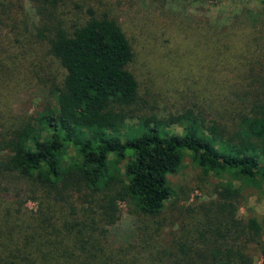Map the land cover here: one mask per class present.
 <instances>
[{
    "label": "trees",
    "instance_id": "16d2710c",
    "mask_svg": "<svg viewBox=\"0 0 264 264\" xmlns=\"http://www.w3.org/2000/svg\"><path fill=\"white\" fill-rule=\"evenodd\" d=\"M28 1L38 5V33L25 27L0 37V97L15 82L35 76L30 68L46 63L35 56L43 48L64 76L54 106L35 119L20 120L0 99V127L7 130L0 139L5 154L0 158V264H254L234 246L241 223L233 183L220 193L230 232L195 230L212 248L195 251L196 238L161 243L158 221L175 196L168 177L180 170L187 153L206 172L264 180V78L248 39L217 29L205 33L217 37L213 62L226 53L236 62L226 73L210 65L208 74L221 76L223 89L236 99L232 126L218 118L228 116L225 105H213L217 117L204 110L147 117L136 114L140 82L130 68L136 54L115 18L84 5L67 18L59 0ZM131 119L138 120V128L128 129ZM173 126L183 133L170 132ZM9 176L32 182L37 211L1 184ZM120 200L149 222L137 228L135 242L116 245L109 241L108 227L120 220ZM243 227L252 232L249 237L261 232L254 219ZM222 244L228 247L223 250Z\"/></svg>",
    "mask_w": 264,
    "mask_h": 264
},
{
    "label": "rangeland",
    "instance_id": "374dc122",
    "mask_svg": "<svg viewBox=\"0 0 264 264\" xmlns=\"http://www.w3.org/2000/svg\"><path fill=\"white\" fill-rule=\"evenodd\" d=\"M59 4L67 18L81 12L79 5L92 6L106 11L122 25L136 54L130 66L140 82L141 99L136 114L166 118L188 110H204L217 117L218 106L215 110L213 105H225L228 116L218 118L232 126V103L236 99L227 94V88L223 89L226 83L221 76L215 74L214 78H209L208 74L210 65H217L218 70L226 73L236 62L230 59V53L213 62L217 37L206 35L207 31L217 29L224 34L239 33L245 40L247 38L251 53L257 59V71L261 70L259 74L264 78V0H59ZM37 9L38 5L28 0H0V37L25 27L37 36L35 28L40 21ZM35 56L46 59L42 68H30L35 72L33 78L15 82L14 89L9 93L5 90L0 97L3 102L9 103L14 115L17 114L25 122L35 119L46 107L54 106L55 89L61 85L64 76L56 60L47 57V50L43 48ZM233 77L229 76L230 83ZM261 98L264 100V96ZM129 128H138V120H129ZM5 131L0 127V139L4 138ZM170 132L182 134L183 129L173 126ZM4 155L0 149V158ZM71 155L74 156V153L71 152ZM66 163L69 167L68 161ZM124 166L120 167L123 175ZM168 179L175 196L158 218L162 226L160 242L171 243L177 238L180 243L187 244L196 238L197 241L191 242L195 251L204 250L207 246L212 248L213 244L203 242L195 230L199 228L202 232L219 227L226 228V234L230 232L232 222L226 225L228 215L220 208L224 201L220 193L228 183H233L238 189V195L233 200L238 208L236 219L241 223L236 230L240 234L234 246H239L254 264H262L264 180L260 176L244 181L233 173L216 175L206 172L191 153H187L180 170L170 174ZM1 182L12 191L13 196L18 195L26 201L29 210L37 211L39 203L32 198L36 188L32 182L14 176ZM118 205L120 220L108 227L109 241L116 245L133 243L137 239V228L149 221L137 213L128 201L120 200ZM250 219L256 220L261 228L258 236L249 237L252 232L243 227ZM208 236L216 240L213 233H208ZM230 237L228 246L233 241L231 234ZM222 245L223 250L228 247ZM196 262L200 263L198 259Z\"/></svg>",
    "mask_w": 264,
    "mask_h": 264
}]
</instances>
